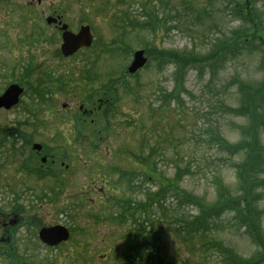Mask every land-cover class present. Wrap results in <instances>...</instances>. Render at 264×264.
I'll return each mask as SVG.
<instances>
[{
	"label": "rangeland",
	"instance_id": "1",
	"mask_svg": "<svg viewBox=\"0 0 264 264\" xmlns=\"http://www.w3.org/2000/svg\"><path fill=\"white\" fill-rule=\"evenodd\" d=\"M29 1L14 3L20 6ZM236 1L244 0H147L144 10L154 4L160 23L141 30L137 26L144 18L138 4L143 0H126L130 5L125 9H117V0H65L73 3L71 8L93 4L92 15L83 16L93 30V46L69 60L58 54L60 37L44 20L27 23L20 11L9 17L0 12V95L10 85L24 89L19 105L0 110V246L15 247L21 256L34 255L27 264H125L132 246L145 249L141 259L135 258L137 264H224L220 247L200 246L196 236L190 241L186 233L177 235V227L197 211L171 192L165 195L166 210H154L159 216L158 239L152 232L141 235L142 240L130 236L134 224L119 225L102 216L107 215L110 197L127 200L121 185L112 192L113 182L122 173L118 170L142 171L135 157L151 153L156 136L160 145L151 160L156 161L159 180L148 183L138 177L135 182L143 190H157L159 181L173 179L184 168L181 187L212 204L217 193L211 172L219 167L222 185L237 195V171L216 156V139L222 136L233 145L243 140L241 131L249 118L229 115L225 108L239 107L233 77L246 82L264 78L258 68L261 54L246 52L214 72L186 68L179 78L176 63L168 57L170 53L204 57L213 52L240 24ZM258 4L263 10L264 0ZM119 10L128 12V17L116 15ZM71 16L72 29L78 30L83 20ZM34 25L39 29L35 34ZM138 50L146 51L148 63L129 76L126 70ZM106 89H112L109 104L97 111ZM177 90L179 97L170 98ZM37 91L43 95L40 100ZM90 111H94L91 116ZM139 126L149 134L140 133ZM17 132L20 137L15 136ZM21 137L30 139V146ZM35 143L43 146V154L36 156L32 151ZM44 155L49 161L42 166ZM242 160V155L237 156L234 164ZM62 162L68 170L61 167ZM83 193L86 199L78 198L83 205L77 208L72 198ZM135 195L138 203L145 199V192ZM261 207L259 224L264 235V200ZM34 218L43 226L67 227L69 241L58 248L44 246L38 238L41 227L32 226ZM217 222L214 235L202 242L220 241L251 259L258 250L238 215L227 211Z\"/></svg>",
	"mask_w": 264,
	"mask_h": 264
},
{
	"label": "trees",
	"instance_id": "2",
	"mask_svg": "<svg viewBox=\"0 0 264 264\" xmlns=\"http://www.w3.org/2000/svg\"><path fill=\"white\" fill-rule=\"evenodd\" d=\"M260 1H236L234 11L235 17L240 23L238 28L230 31L208 56L196 57L188 54L177 55L176 53H170L168 57L177 65L178 78L182 77V71L186 70V68H210L214 72L215 68L218 69L223 65H228L230 62L242 57L246 52L252 53L255 51L261 54L258 68L264 71V6L263 10L262 6L258 7ZM140 14L146 18L142 24H138L137 26L141 30H146L148 25L159 26L160 19L154 4H152V8L148 9L146 13ZM134 28L137 29L136 27ZM233 79L235 80L237 93L240 94V103L237 108L226 106V113L236 117H248V124L241 131L243 140L235 145L230 144L222 136H219L216 139L218 146L216 156L223 158V163L228 162L229 167L233 165L237 171L239 185L237 195L235 197L232 196L229 189L222 185V175L219 167L215 168V170L213 169L211 172V185L215 187L217 193L216 200L212 204L207 203L205 198L197 197V195L191 194L181 187V169L184 168H179L173 179L164 177L163 180L159 181L157 190H143L135 182L138 177L145 178L148 183L159 180L156 161L151 160L157 153L155 149L160 145V137L156 136L152 152L148 155L146 153L143 155L142 152L141 155L135 157L138 164L143 167L142 171H127L125 168L118 170V172H122L120 175L122 178L120 180L119 177L117 182H113V186L111 187L112 192L118 191V185H121L120 188L123 193H128L127 200L121 199L122 196L120 195L113 196L115 198L113 200H110V197L107 202L109 204V208L106 211L107 215H101L102 217L108 218L109 221L112 220L113 223L115 222V224L119 225L131 223L132 226L134 224L130 228V230H134L128 233L130 236L134 235V237L140 238L144 233H148L149 235L154 233L155 239H158V229L156 227L159 224V216L154 210L156 208L166 210L164 204L165 195L171 192L173 195H176L177 199L179 198L192 204L197 211L196 214L190 217L191 221L187 220L183 225L177 227L178 236L180 233L182 235L186 233L190 241H193L195 236L196 239L200 238V246L220 247L224 264H264V235L261 232L259 224V220H261L263 215L261 203L264 200V143L262 140L264 134V78L254 82H246L236 77H233ZM183 85L181 84L180 87H183ZM36 88L41 89V86ZM228 88H231V86H228ZM178 91L169 97L173 99L174 97L178 98ZM36 93L40 100V97L43 96L41 91H37ZM159 124L160 122L154 124L156 134L158 133ZM138 129L140 133L149 134L148 130L145 132L141 126ZM6 140L7 137H4V142ZM22 141L25 145L31 144L30 139L22 138ZM14 145L16 146V143ZM240 155L243 157L242 162L234 164L235 157ZM224 165L226 166V163ZM139 192H145V199H141L138 203V200L136 201L135 199V194ZM130 194L133 195L131 199ZM82 203L78 202L74 206L78 205V208L79 205H83ZM17 209L18 207L16 211ZM227 211L235 212L240 222L248 228L247 235L258 250L251 259L245 258L237 254L233 249L223 246L220 241L212 240L211 242H206L205 240L202 242V238H210L214 235L213 229L218 226L217 221ZM141 220L143 221L141 222ZM140 222L141 226L139 225ZM32 226L33 228H38L42 226V223L38 218H34ZM140 239L142 240L143 238ZM14 249L15 247L11 249V246H0V264H27V261H33L35 258L34 255L30 257L27 255L21 256ZM144 252V248L132 246L130 256H127L123 263L137 264L135 263V258L136 261L137 259H141ZM138 264L143 263L140 261Z\"/></svg>",
	"mask_w": 264,
	"mask_h": 264
},
{
	"label": "flooded vegetation",
	"instance_id": "3",
	"mask_svg": "<svg viewBox=\"0 0 264 264\" xmlns=\"http://www.w3.org/2000/svg\"><path fill=\"white\" fill-rule=\"evenodd\" d=\"M14 1L16 0H0V12H4L3 14L5 15V17H9L10 15H12L14 13V11L19 12L20 15L23 17V20L27 23H32L35 20H40V21H45L46 25L49 28H53L55 30V32L57 33V36L60 37V40L62 42V36H63V26H67L68 30L73 32V33H78L79 30L84 27V26H90V23L86 22L87 19H85L83 16L86 15H92V13L90 12V7L93 5L91 3L86 4V3H80L78 4V7H73L71 8V6L73 5V3H66L64 2L65 0H53L51 2H48L47 0H37V2H34V0H31L29 2H25L24 4L18 6L14 3ZM144 3L140 2L138 4V10L139 11H144V13H146L147 11L144 10V6L147 4V0H143ZM155 0H152V3ZM130 4H128L126 2V0H117V9H125L126 7H128ZM71 14L73 15H79L80 18L83 20L81 22V24L79 25V29L78 30H74L72 29V21L73 18L71 16ZM125 14H128V12L125 11H117L116 15L119 16H123ZM52 19H55L56 21H51ZM145 19V17H144ZM116 21V19H114ZM50 21V23L48 22ZM35 23V22H34ZM39 29L35 28V25L32 29L33 34H35L36 32H38ZM91 31L92 28H91ZM4 36V34H2ZM6 36V35H5ZM44 40V38L42 37H37V40ZM85 49H80L79 51H77L74 55L70 56V57H63L61 54V51L58 52V54H61V58L63 60H69L71 58H73L74 56H77L80 53L85 52ZM109 94L110 92L107 91V93H104L102 95L103 99L100 101V106L97 108V111L99 110H104L106 108V106L108 105L109 102ZM100 99V98H99ZM81 110H83V108H80ZM94 112V111H93ZM93 112L90 111L89 116H91L93 114ZM102 112V111H101ZM16 137H20L21 133L17 132L15 134ZM23 143V141H22ZM40 154H43V149L40 153H36L35 155L38 156ZM33 156V154H32ZM65 160L68 159L67 157L64 158ZM28 160H32V157H30V159ZM52 165L56 164V158H50ZM49 161L48 156L44 155V157L41 158V164L42 166L46 165ZM64 162L61 163V167H64L65 170L69 169V166L66 165L64 166ZM45 174L49 176H51V173L49 172H44ZM78 198H83V196H77L75 198V201L78 200Z\"/></svg>",
	"mask_w": 264,
	"mask_h": 264
},
{
	"label": "water",
	"instance_id": "4",
	"mask_svg": "<svg viewBox=\"0 0 264 264\" xmlns=\"http://www.w3.org/2000/svg\"><path fill=\"white\" fill-rule=\"evenodd\" d=\"M51 21H56L51 18ZM50 23V21H48ZM62 45L61 52L65 57L75 54L79 49L83 47H90L93 41L90 27L85 26L80 29L78 34H74L67 30V26L62 28ZM147 64V58L145 57V51L140 50L134 53V58L130 66L128 67V73L131 75L136 74ZM23 93V89L18 85H11L0 96V110H10L18 105L20 96ZM42 146L35 144L33 150L40 151ZM41 243L48 247H55L59 244L68 241L70 238L69 230L62 225H55L51 227H43L38 233Z\"/></svg>",
	"mask_w": 264,
	"mask_h": 264
}]
</instances>
